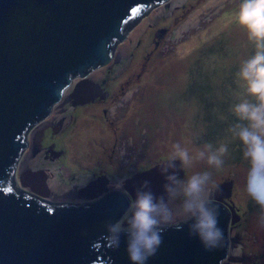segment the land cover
<instances>
[{
  "label": "rangeland",
  "instance_id": "rangeland-1",
  "mask_svg": "<svg viewBox=\"0 0 264 264\" xmlns=\"http://www.w3.org/2000/svg\"><path fill=\"white\" fill-rule=\"evenodd\" d=\"M171 1L126 31L127 39L116 44L108 67L84 80L99 91L102 104L78 107L70 101L62 113L63 106L55 107L61 99L48 121L31 129L15 170L16 190L51 203L69 191L97 192L88 198L95 199L93 203L107 193H120L129 201L130 188L135 192L143 175L159 169L173 143L191 149L205 142H229L226 130L234 119L230 109L241 93L236 73L253 53L234 19L240 0H223L207 9L179 39L176 31L211 0H183L174 7ZM133 31L134 39L128 42ZM79 81L64 98L75 93ZM90 118L96 125L83 126ZM90 130L105 137L103 143ZM247 169L242 146L230 141L223 168L212 170L217 185L213 202L238 218L228 226L223 264H264V227L258 205L245 192ZM204 170L208 166L201 163L181 175ZM125 176H136L124 185L128 195L110 187ZM225 185L230 195L223 202L214 199ZM99 187L104 191L98 192ZM231 239L237 241L229 248Z\"/></svg>",
  "mask_w": 264,
  "mask_h": 264
},
{
  "label": "water",
  "instance_id": "water-1",
  "mask_svg": "<svg viewBox=\"0 0 264 264\" xmlns=\"http://www.w3.org/2000/svg\"><path fill=\"white\" fill-rule=\"evenodd\" d=\"M170 1L0 0V264H130L124 237L119 248L106 238L107 224L128 207L124 195L54 206L16 190L14 175L31 129L48 121L77 79L108 67L126 31ZM145 179L161 193L159 169ZM213 203L224 233L219 248L206 251L187 225L168 228L148 264H220L238 218Z\"/></svg>",
  "mask_w": 264,
  "mask_h": 264
},
{
  "label": "clouds",
  "instance_id": "clouds-1",
  "mask_svg": "<svg viewBox=\"0 0 264 264\" xmlns=\"http://www.w3.org/2000/svg\"><path fill=\"white\" fill-rule=\"evenodd\" d=\"M234 19L246 32L253 53L236 73L241 93L231 106L234 119L226 131L229 142L238 141L243 148L248 162L245 192L258 205L259 223L264 227V0H240ZM229 142H205L191 149L173 143L159 167L161 193L152 190L148 179L139 183L123 215L107 224L109 246L119 248L124 237L130 264H148L164 243L165 230L187 225L188 235L198 239L206 251L219 248L224 233L212 198L217 187L212 170L223 168ZM201 163L209 170L181 175L182 170ZM130 179L125 176L110 187L128 195L124 185Z\"/></svg>",
  "mask_w": 264,
  "mask_h": 264
},
{
  "label": "flooded vegetation",
  "instance_id": "flooded-vegetation-1",
  "mask_svg": "<svg viewBox=\"0 0 264 264\" xmlns=\"http://www.w3.org/2000/svg\"><path fill=\"white\" fill-rule=\"evenodd\" d=\"M74 90H75V93L73 95H70V96H68L66 98L63 97L62 98V102L55 106L56 108H58V106H63V108L62 107L59 108L60 109L59 111H61L62 113H63V111H65L64 105L66 103L70 102V101H72V105H76V106L78 105V107H79V104L82 105L83 107H86V106H89V105L96 106V104H102L103 103L101 101H103L104 98L100 97L101 94L99 95V93H98L99 91L96 92V90H95V88L93 86L89 85L88 83H86L84 81H79L75 85ZM87 117H90L89 114L87 115ZM87 119H89V118H87ZM90 119L92 120L91 122H93V124L91 122H89V123L87 122V124L83 125V126H89V127H90V125L95 126L96 124L93 121L94 119H92V118H90ZM75 128L77 130L78 127L75 126ZM91 132H96L99 141L102 142V143H103L102 139H106L105 137H103L97 131L90 130V133ZM101 132H102V130H101ZM74 133H75V129H74ZM91 134L89 136H92ZM100 148H102V147H100ZM103 149H104V147H103ZM135 178H136V176H134V178H132V179H135ZM131 180H130L129 183H131ZM94 186H92V187H94ZM89 187L92 188L91 186H89ZM40 190H36L35 192L40 191ZM87 190L88 191H92V190H89V189H87ZM97 191L98 192H103L104 190L99 187ZM130 191H131V194H134V191L132 190V187L130 188ZM37 194L43 195L41 193V191H40V193L37 192ZM96 194H97V192H95V193L93 192V193L88 194L87 191H86V195H83V194L76 193L74 191H69V192H67V194L62 195L63 199L62 200H58L57 201L58 203L57 202L56 203H54V202L51 203V202H47V201L42 200V199H38V200L45 201V202H47L49 204H52L54 206L81 205V204H89L91 201L95 200V199L88 200V198L90 197V195L92 197L94 195V197H95ZM108 195H110V193L104 194L97 202L101 201L105 196H108ZM229 195H230L229 187H227V185H225L222 189H220V190H218L216 192V194L214 195L215 196L214 199H217V200L221 201L223 198H225L226 196H229ZM35 198H37V197H35ZM86 201H89V202H86ZM221 202H223V201H221ZM91 203H93V202H91ZM230 214H231V212H230ZM231 218L232 219H236V217L233 214H231ZM228 241H229L228 244H229V248H230V244H234L235 241H237V239H231V240H228Z\"/></svg>",
  "mask_w": 264,
  "mask_h": 264
},
{
  "label": "bare ground",
  "instance_id": "bare-ground-1",
  "mask_svg": "<svg viewBox=\"0 0 264 264\" xmlns=\"http://www.w3.org/2000/svg\"><path fill=\"white\" fill-rule=\"evenodd\" d=\"M183 0H172L171 3L174 6H179L180 3L182 2ZM223 0H211L210 2H208V4L206 6H204L203 8L197 10L195 13H193L188 19L187 21L176 31V39H179L180 36L183 34V33H186L188 32L192 27H194L196 25V22L199 21V18L201 16V14H203V12H205L207 9H211L213 8L214 6L216 7L217 5H219L220 2H222ZM198 23V22H197ZM142 27V26H141ZM139 28V27H138ZM137 30V29H136ZM135 30V31H136ZM192 30V29H191ZM135 31H133L130 36H129V39H128V42H130L132 39H134V35H135ZM127 46H124L120 49L121 51V54L123 55V51L126 49ZM92 78V77H91ZM94 79V78H93ZM36 127V125H35ZM33 130V129H32ZM89 202V201H88ZM91 203V202H90ZM68 205V204H67ZM225 261V260H224ZM223 261V262H224ZM223 262L221 264H223Z\"/></svg>",
  "mask_w": 264,
  "mask_h": 264
},
{
  "label": "snow or ice",
  "instance_id": "snow-or-ice-1",
  "mask_svg": "<svg viewBox=\"0 0 264 264\" xmlns=\"http://www.w3.org/2000/svg\"><path fill=\"white\" fill-rule=\"evenodd\" d=\"M139 10L138 9H133L132 12L133 14H136Z\"/></svg>",
  "mask_w": 264,
  "mask_h": 264
}]
</instances>
